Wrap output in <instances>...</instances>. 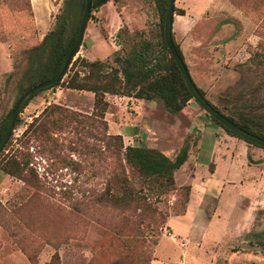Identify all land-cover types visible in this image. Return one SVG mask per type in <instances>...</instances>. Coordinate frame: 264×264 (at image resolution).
Returning <instances> with one entry per match:
<instances>
[{"label": "rangeland", "instance_id": "374dc122", "mask_svg": "<svg viewBox=\"0 0 264 264\" xmlns=\"http://www.w3.org/2000/svg\"><path fill=\"white\" fill-rule=\"evenodd\" d=\"M225 1L184 34V60L224 113L264 123V0ZM64 2L0 0V122L18 98L27 51ZM160 23L155 0H111L92 13L75 58L116 66L141 38L159 55ZM128 97L106 94L100 115L94 92L61 83L23 108L6 152L31 155V181L0 170V264L54 255L59 264H264V147L229 134L194 98L172 113L159 99ZM186 143L170 188L125 159L129 145L173 159Z\"/></svg>", "mask_w": 264, "mask_h": 264}, {"label": "trees", "instance_id": "16d2710c", "mask_svg": "<svg viewBox=\"0 0 264 264\" xmlns=\"http://www.w3.org/2000/svg\"><path fill=\"white\" fill-rule=\"evenodd\" d=\"M109 1L93 0L89 21L92 18V13L99 11ZM155 1L161 19L162 49L159 55L149 40L141 38L131 46L129 51L120 57H116V66H109L100 59L91 61L80 57L75 58L81 46L80 44L63 78L51 86L38 90L32 98L44 89L63 83L71 89L94 92V110L99 112L100 115H104L108 107V101L105 98L106 94L129 96L146 100L159 99L172 113H179L183 110L188 101L193 99V95L187 87L165 39L164 22L168 0ZM85 3L86 0H65L64 5L57 14L54 28L44 36L41 43L27 51L28 67L21 78L19 95L14 105L31 87L54 77L59 72L62 61L76 38L85 10ZM175 12L185 14L184 10H178L176 6ZM172 38L175 47L184 59L183 52L180 45L176 42L174 34H172ZM77 65L84 67L83 74H81V70L77 68ZM199 90L205 96L204 91L201 88ZM208 101L237 125L264 138V123L257 122L254 117L244 114H240L239 117L226 114L210 100ZM12 108L0 122V140L7 129ZM210 117L229 134L239 137L233 131L222 125L217 119L212 116ZM19 123L20 117L18 115L15 126L17 127ZM40 127L43 129V125H40ZM28 132L29 128L24 131L23 136H27ZM11 137L5 149L0 154V170L4 174H11L29 182L31 181L32 172V167L30 166L31 155H9L6 150L11 144ZM115 137L119 138L122 142L121 135H116ZM189 150L190 145L186 143L181 147L175 158L172 159L157 148L129 145L126 147L125 159L140 176L150 180H156L162 186L170 188L175 185V171L187 161ZM210 168H213L212 165H210ZM260 243L264 247V238ZM47 264H59L58 255H54Z\"/></svg>", "mask_w": 264, "mask_h": 264}, {"label": "water", "instance_id": "95a60500", "mask_svg": "<svg viewBox=\"0 0 264 264\" xmlns=\"http://www.w3.org/2000/svg\"><path fill=\"white\" fill-rule=\"evenodd\" d=\"M93 0H86L85 10L80 22V26L76 35L75 40L71 44L69 50L67 51L59 72L52 78L39 82L38 84L31 87L28 91H26L23 96L17 101V103L13 106L12 111L10 113L7 129L0 140V154L5 149L8 140L13 134L15 129V123L17 116L21 112V110L28 104V102L32 99L34 94L45 87L51 86L57 82H59L63 76L65 75L66 70L68 69L72 58L75 55L77 47L81 44L85 30L87 28V24L91 14V6ZM175 15V0H168L167 13L164 22V33L165 39L170 50L171 55L173 56L177 66L179 67L184 81L189 88L190 92L193 95V98L204 108V110L212 117L217 119L222 125L227 127L229 130L233 131L242 139L254 143L258 146L264 147V138L251 133L245 128L237 125L232 120L227 118L224 114L218 111L208 100L207 98L201 94L197 84L194 82L190 71L185 63V60L179 54L177 48L174 45L172 34H173V21Z\"/></svg>", "mask_w": 264, "mask_h": 264}, {"label": "crops", "instance_id": "0c3cea01", "mask_svg": "<svg viewBox=\"0 0 264 264\" xmlns=\"http://www.w3.org/2000/svg\"><path fill=\"white\" fill-rule=\"evenodd\" d=\"M203 1H204L203 7L202 6L198 7L199 11H196V12L192 11V9L186 5V8L182 6V8H184L185 10V14H176L175 12L174 21H173V34H174L176 42L180 46L182 45L181 43L184 39V34L185 33L189 34L190 31L192 32L194 30L198 15H202V13L207 12L208 9H212V8L225 9V8H228V5H229L228 2L225 0H220V1L219 0H203ZM110 2L111 0L105 5H108ZM175 5L178 6V0H175ZM128 98H131V97H128ZM183 234L184 233H182V235ZM183 236L185 237V235Z\"/></svg>", "mask_w": 264, "mask_h": 264}]
</instances>
